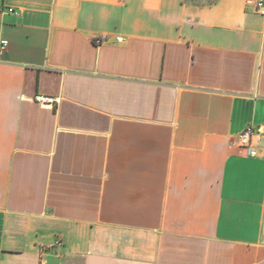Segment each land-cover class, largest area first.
<instances>
[{"label": "crops", "instance_id": "1", "mask_svg": "<svg viewBox=\"0 0 264 264\" xmlns=\"http://www.w3.org/2000/svg\"><path fill=\"white\" fill-rule=\"evenodd\" d=\"M257 1L0 0V264H264Z\"/></svg>", "mask_w": 264, "mask_h": 264}, {"label": "built area", "instance_id": "2", "mask_svg": "<svg viewBox=\"0 0 264 264\" xmlns=\"http://www.w3.org/2000/svg\"><path fill=\"white\" fill-rule=\"evenodd\" d=\"M256 8L259 12L264 13V0H258L256 2ZM104 39H107V36L102 38H96L95 42L101 44ZM117 41H122L124 38L122 36H117ZM8 44L7 40L2 41V45L5 46ZM34 100L44 106H56L61 103L62 98L60 96H53L48 94H36ZM264 133L263 126H247L242 132L238 134L239 146L243 148L250 147L259 137Z\"/></svg>", "mask_w": 264, "mask_h": 264}]
</instances>
